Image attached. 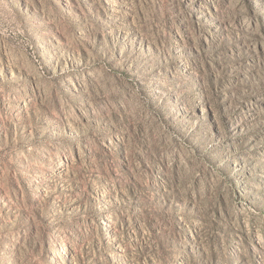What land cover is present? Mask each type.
Returning <instances> with one entry per match:
<instances>
[{
  "label": "rangeland",
  "instance_id": "1",
  "mask_svg": "<svg viewBox=\"0 0 264 264\" xmlns=\"http://www.w3.org/2000/svg\"><path fill=\"white\" fill-rule=\"evenodd\" d=\"M0 264H264V0H0Z\"/></svg>",
  "mask_w": 264,
  "mask_h": 264
}]
</instances>
